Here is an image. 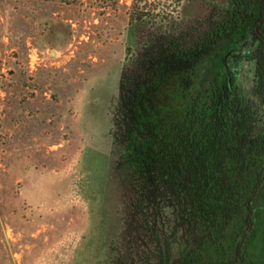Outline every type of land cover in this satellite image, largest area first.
I'll return each mask as SVG.
<instances>
[{
  "label": "rangeland",
  "instance_id": "rangeland-1",
  "mask_svg": "<svg viewBox=\"0 0 264 264\" xmlns=\"http://www.w3.org/2000/svg\"><path fill=\"white\" fill-rule=\"evenodd\" d=\"M204 1L0 0V264H111L128 196L112 131L129 22L141 7L186 20ZM173 243L196 245L181 231Z\"/></svg>",
  "mask_w": 264,
  "mask_h": 264
},
{
  "label": "trees",
  "instance_id": "trees-1",
  "mask_svg": "<svg viewBox=\"0 0 264 264\" xmlns=\"http://www.w3.org/2000/svg\"><path fill=\"white\" fill-rule=\"evenodd\" d=\"M256 1L210 0L186 20L141 7L131 18L112 131L130 210L120 213L111 264H169L179 231L196 243L190 259L221 258L251 222L252 246L262 250L264 191L255 189L264 170V133L251 135L257 110L238 100L232 109L206 106L211 114L202 117L193 101L181 105V115L168 114L171 100L191 88L203 45L226 24V11L242 12ZM254 203L258 211H251ZM168 207L171 225L161 219Z\"/></svg>",
  "mask_w": 264,
  "mask_h": 264
},
{
  "label": "flooded vegetation",
  "instance_id": "flooded-vegetation-1",
  "mask_svg": "<svg viewBox=\"0 0 264 264\" xmlns=\"http://www.w3.org/2000/svg\"><path fill=\"white\" fill-rule=\"evenodd\" d=\"M209 2L210 0L203 3L205 5ZM226 13L224 15L226 24L210 32V41L203 45V54L195 67L193 83L188 90L191 100L188 95L183 96L179 92V98L171 100L168 114L171 117L181 115V105L190 107L191 102L196 101L199 105L201 104L200 116L209 117L211 112L205 110L206 106H211L214 111H218L225 104V108L232 109L238 100L241 103L245 101L239 96L240 93L246 89H252L260 95L256 102L246 99L247 105L257 110L256 123H254L256 127L251 135L264 133V0H257L255 4L249 3L248 9L242 12H236L235 9L230 12L227 10ZM254 17L259 18L258 22H255ZM237 19H239V26H237ZM128 189L124 180V192L128 193ZM260 189L264 191V170L255 192ZM128 199L127 196L122 211L130 210ZM168 208L170 212L173 211V208ZM251 211H258L256 203L252 204ZM170 214L173 216L172 212ZM254 232V224L251 222L238 245L232 247L230 255L224 254L223 258L210 263L264 264V246L260 251L256 246H252ZM248 234L251 235L246 244L244 241ZM112 243L110 242V245ZM195 246L186 250L182 248L183 251L178 255L174 254V249L171 247L169 264H206L199 254L190 259L189 255Z\"/></svg>",
  "mask_w": 264,
  "mask_h": 264
}]
</instances>
